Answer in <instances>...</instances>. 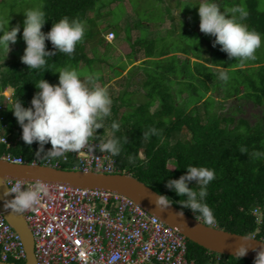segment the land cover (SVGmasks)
Instances as JSON below:
<instances>
[{
	"label": "trees",
	"instance_id": "obj_1",
	"mask_svg": "<svg viewBox=\"0 0 264 264\" xmlns=\"http://www.w3.org/2000/svg\"><path fill=\"white\" fill-rule=\"evenodd\" d=\"M230 1L215 0L218 5L222 2L219 5L222 10L225 6L228 8L232 3ZM28 2L38 4L39 9L44 11L47 21L42 31L45 33L51 29L52 23L65 16L79 19L85 29L82 41L76 45L71 56L57 51L52 57H46V64L39 69H29L21 62L20 57L26 47L22 39L23 23L17 34L16 48L7 55L6 50L0 48V117L8 125L13 141L8 151L15 156H23L28 163L36 159L44 163L49 157L35 153L38 149L36 142L31 146L24 143L22 129L11 109L18 99L25 107H30L33 95L39 91L35 84L42 79L51 84L58 83L59 73L56 71L71 67L79 72L84 65L106 61L110 57L106 56L107 50L114 45L105 42L106 38L98 28L105 8L103 0H0V5L7 9L6 13L14 14L19 6ZM235 6L245 8L248 15L242 22L258 32L263 43L264 11L259 9L258 0H245L244 3L237 0L232 3V7ZM3 14L0 25L5 31L8 27L17 26L10 19H15L12 14ZM138 26L135 24L134 27L139 29ZM113 32L116 40L124 38L128 41L131 51L127 54V61L133 64L141 59V63L133 66L126 88L120 95L110 96L113 101L111 114L103 119V127L94 132L92 138L98 141L119 140L121 152L113 156L119 171L132 174L158 193L168 196L180 209L179 200L184 198L165 187L167 180L179 178L188 165L213 170L215 179L207 186L205 200L214 213L211 225L264 240V158L252 157L254 151L264 152V119L251 125L246 119L236 122L234 118L220 114L223 101L234 97L246 98L264 106V52L258 56L256 50L255 59L244 61L241 66L236 58L229 59L219 45L215 47L217 52H207L211 57L203 56L206 50L202 40L196 46L186 42L181 51L188 56L180 60L172 54L173 42L178 39L174 31L169 36L172 44L163 47H158L155 39L161 35L150 34L143 39L140 35L134 36L132 29L126 25L118 26V30L113 29ZM45 44L48 50L54 51L50 41L46 40ZM90 44L105 45L102 53L93 46L95 55L91 57L87 50ZM192 50L195 53H191ZM191 57L197 60L193 62ZM127 64L116 68L112 62L110 66L115 69L116 75H121ZM221 70L228 76L227 81L220 79L218 72ZM140 71L145 99L140 104H134L136 89H129ZM6 88L13 89V102L7 105L3 104L5 96L2 94ZM113 122L119 125L118 131L112 129ZM107 130L111 135L105 138ZM151 130L155 132L144 139L143 133H151ZM242 146L247 148V153L240 152ZM44 148L49 150L51 144H45ZM6 151L5 146L0 147V155ZM69 157V161H63V156L51 159L61 160L62 169L72 170L77 160L74 155ZM182 210L194 216L190 209ZM188 248V257L195 264H254L252 259L219 254L189 239Z\"/></svg>",
	"mask_w": 264,
	"mask_h": 264
},
{
	"label": "clouds",
	"instance_id": "obj_2",
	"mask_svg": "<svg viewBox=\"0 0 264 264\" xmlns=\"http://www.w3.org/2000/svg\"><path fill=\"white\" fill-rule=\"evenodd\" d=\"M197 5L199 29L205 35L214 37L213 47L219 45L220 50L225 52L229 59L236 58L241 66L244 61L255 59V52L261 47L262 41L258 32L249 29L242 22L248 15L245 8L235 6L222 10L215 0H202L192 7ZM24 16L22 39L26 47L20 59L29 69L43 67L47 62L45 58L52 57L57 51L71 56L76 45L84 37V25L77 18L70 19L65 16L52 23L51 29L45 33L42 28L47 20L43 10H27ZM19 32V25L11 29L8 27L7 31L0 25V48L6 50L7 54L10 45L16 43ZM46 40L51 42L54 51L46 48ZM56 72L59 73L58 83L51 84L42 79L35 84L39 91L33 95L30 107H25L18 99L11 109L22 129L21 139L24 143L31 146L36 142L38 149L35 153L45 154L49 158L62 157L66 152H78L85 148L94 132L103 127L102 121L111 114L113 103L108 90L95 84L93 78H89L91 86H88L81 79V74L71 67ZM95 79H99L98 74ZM220 79L227 81L228 76L221 73ZM2 94L7 98L5 90ZM9 96L11 99L7 98L5 105L13 102V92ZM111 127L114 131L119 130V125L115 122ZM243 131L242 128L241 132ZM154 132L155 130H151V133L144 132L142 136L147 139ZM48 143L51 148L45 151L44 146ZM97 147L101 152L110 153L112 156H118L121 152L117 139L102 140ZM240 152L247 153V148L242 146ZM252 157L264 158V152L254 151ZM129 159L132 162V158ZM185 169V173L179 178L168 179L165 187L184 198L178 203L182 209H190L197 221L202 220L204 224L211 225L214 222V213L205 200L208 194L207 186L215 179V173L204 166L188 165ZM2 183L4 184L3 181ZM47 194L48 187L42 181L37 180L28 185L17 181L14 186L5 188L3 198L4 203L10 201L6 206L13 213H23L37 205L41 197ZM8 197L11 199H7ZM153 202L161 210L168 209L173 204L164 194H156ZM176 214L183 217L182 210ZM261 245L254 264H264V244ZM248 247L241 244L235 255L244 256Z\"/></svg>",
	"mask_w": 264,
	"mask_h": 264
},
{
	"label": "built area",
	"instance_id": "obj_3",
	"mask_svg": "<svg viewBox=\"0 0 264 264\" xmlns=\"http://www.w3.org/2000/svg\"><path fill=\"white\" fill-rule=\"evenodd\" d=\"M114 36L110 32L108 39ZM100 142L90 138L80 151L64 153L63 161L74 155L77 163L72 170L121 173L114 157L99 150ZM12 145L8 125L0 117V147L7 149L0 158L26 164L23 156L8 151ZM32 163L61 168V160L51 158ZM17 181L28 185L37 180L8 178L7 184L11 187ZM39 181L46 183L48 194L23 212L34 236L37 264H195L188 257V238L134 199L106 189ZM26 258L21 236L0 207V260Z\"/></svg>",
	"mask_w": 264,
	"mask_h": 264
},
{
	"label": "rangeland",
	"instance_id": "obj_4",
	"mask_svg": "<svg viewBox=\"0 0 264 264\" xmlns=\"http://www.w3.org/2000/svg\"><path fill=\"white\" fill-rule=\"evenodd\" d=\"M236 1L237 0H232L230 2L234 3ZM241 1H243V3L245 2V0ZM103 2L105 4V8L102 11L103 17L98 24V28L105 36V42L113 43L114 47H110L107 50L108 54L106 56L110 55V57L106 61L102 63L97 62L92 66L84 65L79 70V73L81 74V79L85 84L91 86L89 84V78L91 77L93 78L95 84L105 87L111 97L120 95L121 91L126 88V80L131 76L133 66L141 63V59H138L133 64H130L129 61H127V54L131 51L127 40H124V38L116 40V36L112 39H107V37H109V33L113 32V29L118 30V26L120 25H126L131 28L134 36L140 35L143 39L148 38L150 34H152V36L161 35L155 38L158 41V47H163L166 44L168 46L171 45L172 42L169 36H171L172 31H174V33L176 32V34H178V39L173 42L175 47L172 49V54H176L180 60H185L188 56L181 51V48L185 46L186 42V44L196 46L197 44L202 43L203 40L206 50L203 56L206 57H211V54L207 53L208 51H218L215 50V47H213L212 44L214 37L205 35L199 29L198 5L192 7L193 5L201 3L202 0H103ZM221 3L222 2H219V5H221ZM232 3H229L230 5H228V8L232 7ZM258 3L259 9L264 11V0H258ZM224 8L228 9L226 6ZM31 9H39V5H36L34 2H28L24 6H19L15 10L14 14L9 12L6 13L7 9L0 5V17L1 15H4L3 13H5L6 16L12 14L11 17L13 16L15 18H10L11 20H14L12 23L21 26L25 18L24 12ZM135 24L139 25V29L134 27ZM171 28L172 31H170ZM197 39L199 43H197ZM263 43H261V47L257 49L258 56L264 52V49H262ZM104 45H88L87 50L89 55L91 57L95 55L93 46H95L99 52L102 53ZM15 48L16 44L10 45V51ZM191 53H195V51L192 50ZM196 53H198L197 50ZM214 57H217L215 53ZM191 59L193 62L197 60L194 57H191ZM112 62L116 64V68L120 67L121 64H129H127L124 68L121 75H116L114 72L115 69L110 66V63ZM221 73H223V70L219 71L218 75L220 76ZM97 74L101 77L100 79H95ZM142 80L143 75L142 71H140L133 78V81L130 84L131 88L129 87V90L134 91V89H136L135 95L133 96L134 104H140L145 99V96L143 95L145 93L141 86ZM12 92V88L5 89V93L8 96L12 94ZM212 92L214 93V91ZM212 92L208 94H211ZM216 94L217 93H215V95ZM6 102H8V99L5 97L3 104H6ZM222 104L223 109H221L220 114L232 117L236 122L240 119H246L251 125H255L264 119V106L257 105L249 99L234 97L223 101ZM154 108L155 106L153 109ZM124 109L122 111H124ZM110 135L111 132L107 130L105 138L110 137ZM259 215H261V213H259Z\"/></svg>",
	"mask_w": 264,
	"mask_h": 264
},
{
	"label": "water",
	"instance_id": "obj_5",
	"mask_svg": "<svg viewBox=\"0 0 264 264\" xmlns=\"http://www.w3.org/2000/svg\"><path fill=\"white\" fill-rule=\"evenodd\" d=\"M8 178L27 180H46L64 182L84 188H98L117 192L134 199L146 208L150 213L160 217L163 222L177 229L190 241L199 244L206 249L225 255L238 257L236 249L245 244L248 247L243 258L255 260L257 251L260 250L264 240L255 236L243 235L218 228L214 225H206L203 221H197L195 216L184 212L172 204L168 209L161 210L156 207L153 200L156 194H160L152 187L128 173H100L94 171L68 170L47 166L40 163L16 164L0 158V207L10 225L21 236L24 243L27 258L24 264H37L35 255L34 236L23 213H13L4 203L3 192ZM4 182V184L2 183ZM7 199H11L8 197ZM183 211V217L177 216V212ZM250 237L251 239H244ZM0 264H17L4 262Z\"/></svg>",
	"mask_w": 264,
	"mask_h": 264
},
{
	"label": "bare ground",
	"instance_id": "obj_6",
	"mask_svg": "<svg viewBox=\"0 0 264 264\" xmlns=\"http://www.w3.org/2000/svg\"><path fill=\"white\" fill-rule=\"evenodd\" d=\"M27 163H28V162H27ZM8 262H14V263H15V261H14V260H13V261H11V260H10V261H8Z\"/></svg>",
	"mask_w": 264,
	"mask_h": 264
}]
</instances>
